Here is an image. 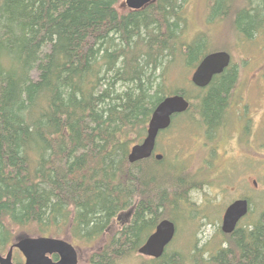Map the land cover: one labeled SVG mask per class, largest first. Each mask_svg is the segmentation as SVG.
<instances>
[{
    "label": "trees",
    "instance_id": "1",
    "mask_svg": "<svg viewBox=\"0 0 264 264\" xmlns=\"http://www.w3.org/2000/svg\"><path fill=\"white\" fill-rule=\"evenodd\" d=\"M120 1L0 0V252L20 236H54L102 241L86 264L136 256L141 264H264V194L246 197V220L229 234L218 229L215 248L195 241L184 251L168 246L160 258L138 253L160 221L192 214L191 194L205 182L166 157L131 163V147L177 92L191 101L177 120L211 130L235 70L190 96L171 72L187 85L184 70L218 49L204 34L188 39V0L124 13ZM219 19L252 36L264 27V0H208L204 21Z\"/></svg>",
    "mask_w": 264,
    "mask_h": 264
},
{
    "label": "rangeland",
    "instance_id": "2",
    "mask_svg": "<svg viewBox=\"0 0 264 264\" xmlns=\"http://www.w3.org/2000/svg\"><path fill=\"white\" fill-rule=\"evenodd\" d=\"M207 1L188 0L185 3V12L189 17L190 23L188 39H192L196 34H204L207 42L210 43V46H208L209 50L222 49L224 47L232 50L235 42L234 30L235 27L237 29V23L231 20L224 22L220 19L216 22L211 20L204 21ZM247 4L249 5L248 1ZM117 8L120 13L131 10L125 4V0H121ZM177 70L171 72L172 81L177 78L176 84L179 83L182 88L186 87L190 96H194L199 89L191 80L195 69L184 70V77L191 82L187 85L180 84L184 78L180 80L181 74ZM37 76V71H34L33 77L36 78ZM188 125L180 119L177 120L174 127L165 132L157 144L158 152L164 153L165 157L170 161L184 166L185 170L197 180L205 182L201 185V189L191 194V197L195 199L194 211L190 215L193 217V222L189 220L192 217L186 216V218H183L182 215L179 216L181 218L176 223L177 233L169 246H171V249L181 251L189 249L195 241L198 242V245L207 244L206 247L208 249L215 248L221 243V234H218V229L221 230L223 215L229 203L240 197L248 196H252L258 201L264 194L263 162L242 164L245 160L240 156L250 155V153L247 150H242L240 146L233 147L232 143L228 141L225 144L227 151L222 147L218 156L215 155L213 157V164L210 167H205L207 152L201 148L202 134L199 130H189ZM220 172L223 173L221 175L222 181L219 180ZM231 177L233 178L232 180L230 179ZM258 209L256 208L251 216L256 214ZM246 218L242 221L246 220ZM22 237L20 236L16 240ZM65 239L67 238L65 237ZM71 242L73 243V241ZM102 243V241L87 245L73 243L78 251L79 264H86L91 253L98 249ZM7 251L8 248L2 253L6 254ZM17 259L20 262L24 261L23 255L19 250L14 252V261ZM141 262L142 259L136 256L128 259L126 264H141Z\"/></svg>",
    "mask_w": 264,
    "mask_h": 264
},
{
    "label": "water",
    "instance_id": "3",
    "mask_svg": "<svg viewBox=\"0 0 264 264\" xmlns=\"http://www.w3.org/2000/svg\"><path fill=\"white\" fill-rule=\"evenodd\" d=\"M152 0H125L131 10H139ZM229 52L220 50L208 53L194 70L191 80L198 87L207 86L217 74H221L230 64ZM189 102L180 93L166 96L154 109L148 123L147 135L133 145L129 152V161H137L154 156L160 160L162 153H154L159 132L167 129L173 115L189 109ZM250 201L238 198L231 202L223 215L221 229L224 233H232L238 223L249 213ZM177 233V225L171 219L165 218L158 223L155 230L148 236L138 253L150 258H160ZM17 248L25 257L24 264H79V255L75 245L62 237L54 236H24L14 241L4 255L0 252V264H15L14 249ZM53 255L58 259L54 260Z\"/></svg>",
    "mask_w": 264,
    "mask_h": 264
},
{
    "label": "flooded vegetation",
    "instance_id": "4",
    "mask_svg": "<svg viewBox=\"0 0 264 264\" xmlns=\"http://www.w3.org/2000/svg\"><path fill=\"white\" fill-rule=\"evenodd\" d=\"M234 33L233 49L227 52L231 55L229 66L235 70V77L221 118L211 130L206 124L202 127L200 144L207 152L206 161L218 156L222 147L227 151L225 144L229 141L233 147L240 146L250 153L240 156L245 160L242 164L264 163V27L257 28L252 36L240 32L238 27H235ZM211 83L212 81L205 87H198L203 91L202 94L210 88ZM177 115H173L167 129L159 132L155 154L161 153L157 151V144L161 136L174 127ZM23 258L21 264L25 262V257Z\"/></svg>",
    "mask_w": 264,
    "mask_h": 264
},
{
    "label": "bare ground",
    "instance_id": "5",
    "mask_svg": "<svg viewBox=\"0 0 264 264\" xmlns=\"http://www.w3.org/2000/svg\"><path fill=\"white\" fill-rule=\"evenodd\" d=\"M197 87H198V86H197ZM188 102H189V104L191 105V101L188 100ZM190 105H189V107H190ZM164 156H165V155H163V158H164ZM163 158H162V159H163ZM162 159H160V160H162ZM249 212H250V210H249ZM248 214H249V213H248ZM248 214H247V215H248ZM247 215H246V216H247ZM246 216H245V217H246ZM245 217H244V218H245ZM244 218H243V219H244ZM243 219H242V220H243ZM240 222H241V221H240ZM157 225H158V224H157ZM238 225H239V223H238ZM238 225H237V227H238ZM237 227H236V228H237ZM15 249H17V248H15ZM15 249H14V251H15ZM17 250H18V249H17Z\"/></svg>",
    "mask_w": 264,
    "mask_h": 264
}]
</instances>
